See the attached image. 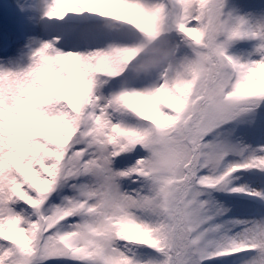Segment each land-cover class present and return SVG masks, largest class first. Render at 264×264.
<instances>
[{
    "label": "snow or ice",
    "instance_id": "snow-or-ice-1",
    "mask_svg": "<svg viewBox=\"0 0 264 264\" xmlns=\"http://www.w3.org/2000/svg\"><path fill=\"white\" fill-rule=\"evenodd\" d=\"M15 6L0 264H264V2Z\"/></svg>",
    "mask_w": 264,
    "mask_h": 264
},
{
    "label": "bare ground",
    "instance_id": "bare-ground-1",
    "mask_svg": "<svg viewBox=\"0 0 264 264\" xmlns=\"http://www.w3.org/2000/svg\"><path fill=\"white\" fill-rule=\"evenodd\" d=\"M11 1L12 0H0V37L1 35L5 36L6 34L12 33V37L16 40L17 38L15 35L17 32L19 34V27H16L18 26V22H20V16H14L13 12L9 10L8 5L11 4ZM9 45L12 46V42H10Z\"/></svg>",
    "mask_w": 264,
    "mask_h": 264
},
{
    "label": "rangeland",
    "instance_id": "rangeland-1",
    "mask_svg": "<svg viewBox=\"0 0 264 264\" xmlns=\"http://www.w3.org/2000/svg\"><path fill=\"white\" fill-rule=\"evenodd\" d=\"M262 2H264V0H262ZM11 4H9L8 5V8H9V10L10 11H12L13 12V14H14V16L15 15H19V13H18V11H17V8H16V0H12L11 2H10ZM9 17V16H8ZM10 18V17H9ZM16 18V17H15ZM18 19V18H17ZM19 20V19H18ZM17 20V21H18ZM19 23L20 22H18V26L16 27V28H18L19 27ZM17 35V36H16ZM16 35H15V37L17 38L16 40L12 37V33L11 34H6L5 36H2L1 35V37H0V51H2L3 50V48H4V46H5V44H7V45H9L10 44V42H12V46H10V48H9V50L11 51V50H14L15 49V47L17 46V44H18V42H19V34H18V32L16 33ZM237 47H241V46H237Z\"/></svg>",
    "mask_w": 264,
    "mask_h": 264
}]
</instances>
